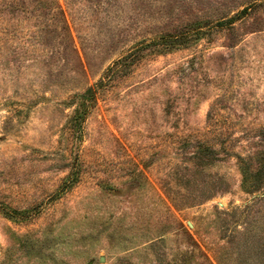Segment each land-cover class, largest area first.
Instances as JSON below:
<instances>
[{
	"label": "rangeland",
	"instance_id": "rangeland-1",
	"mask_svg": "<svg viewBox=\"0 0 264 264\" xmlns=\"http://www.w3.org/2000/svg\"><path fill=\"white\" fill-rule=\"evenodd\" d=\"M0 264H264V0H0Z\"/></svg>",
	"mask_w": 264,
	"mask_h": 264
},
{
	"label": "trees",
	"instance_id": "trees-1",
	"mask_svg": "<svg viewBox=\"0 0 264 264\" xmlns=\"http://www.w3.org/2000/svg\"><path fill=\"white\" fill-rule=\"evenodd\" d=\"M162 40H165V39H162ZM161 45L162 46H165V47H167L169 44L168 43H161ZM135 54H133V53H130V54H128V55H126L125 57H123L122 59H120V60H118V61H116V62H114L108 69H107V71H106V76L104 77V79L103 80H100L99 82H98V84H96V89L99 87V88H102L103 86H106V83H108V80H109V77L110 76H108L110 73H112L115 69H117V68H120V67H127L128 66V63H129V61H132V59H133V56H134ZM108 74V75H107ZM108 76V77H107ZM96 89H88L87 91H86V93H85V96L87 97H94V94L96 93ZM86 99H84V102L82 103L83 104V107H82V109H83V111H87V108H86V106L85 105H87L86 104ZM241 175H242V178H243V183H244V185L245 184H247V185H249V179H248V176L249 175H247V174H245L244 172H242L241 173ZM248 188H250V187H248Z\"/></svg>",
	"mask_w": 264,
	"mask_h": 264
}]
</instances>
